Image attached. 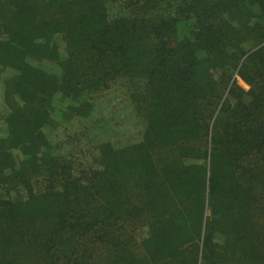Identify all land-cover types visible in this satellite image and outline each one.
<instances>
[{
    "label": "trees",
    "instance_id": "obj_1",
    "mask_svg": "<svg viewBox=\"0 0 264 264\" xmlns=\"http://www.w3.org/2000/svg\"><path fill=\"white\" fill-rule=\"evenodd\" d=\"M263 195L264 0H0V264H264Z\"/></svg>",
    "mask_w": 264,
    "mask_h": 264
},
{
    "label": "rangeland",
    "instance_id": "obj_2",
    "mask_svg": "<svg viewBox=\"0 0 264 264\" xmlns=\"http://www.w3.org/2000/svg\"><path fill=\"white\" fill-rule=\"evenodd\" d=\"M237 84L242 87L244 90L248 89L250 86L243 82L240 79H237ZM121 103V102H120ZM118 104L119 105V109L121 110V112H119V114L121 115V118H124L127 113L129 112V108L127 109L126 105H122V104ZM110 108L111 105H110ZM112 110V109H111ZM210 124L212 123V118L211 120H209ZM120 129H122V131H124L125 135H131V133L133 134L134 130L130 128V125H128L127 127L123 124L120 126ZM262 195V194H261ZM260 200L258 199V202H253L249 207H253L254 205H256V208H254V211H257L254 215V218H257L255 221L257 222H261V220L264 221V195L259 196ZM125 234V233H124ZM94 256H95V260L98 261L101 259V262H99L100 264H105L110 257V251L107 247H97L94 248ZM21 255H25L24 253H21ZM97 256L99 257V259L97 258Z\"/></svg>",
    "mask_w": 264,
    "mask_h": 264
}]
</instances>
